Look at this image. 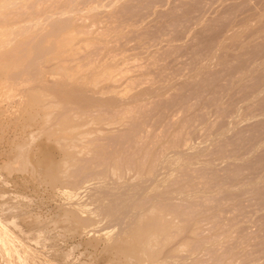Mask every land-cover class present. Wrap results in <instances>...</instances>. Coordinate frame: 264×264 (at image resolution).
<instances>
[{
    "label": "rangeland",
    "instance_id": "374dc122",
    "mask_svg": "<svg viewBox=\"0 0 264 264\" xmlns=\"http://www.w3.org/2000/svg\"><path fill=\"white\" fill-rule=\"evenodd\" d=\"M0 264H264V0H0Z\"/></svg>",
    "mask_w": 264,
    "mask_h": 264
},
{
    "label": "bare ground",
    "instance_id": "6f19581e",
    "mask_svg": "<svg viewBox=\"0 0 264 264\" xmlns=\"http://www.w3.org/2000/svg\"><path fill=\"white\" fill-rule=\"evenodd\" d=\"M6 101H7V98H6ZM7 155V154H6ZM15 162V161H14ZM12 166V165H11ZM24 166V165H23ZM3 167V166H2ZM21 167V166H20ZM17 168V167H16ZM22 168V167H21ZM13 169H14V167H13ZM24 169V168H23ZM19 170H20V168H19ZM16 200V199H15ZM5 201V200H4ZM19 215H21V214H19ZM24 216V215H23ZM17 220V219H16ZM25 220V219H24ZM20 221V220H19ZM23 221V220H22ZM13 223V222H12ZM24 223V222H23ZM22 223V224H23ZM25 224V223H24ZM23 224V225H24ZM30 224V223H29ZM32 224V223H31ZM35 224V223H34ZM37 224V223H36ZM12 225H14V223L12 224ZM28 225V224H27ZM16 226V225H15ZM19 226V225H18ZM20 227H21V225H20ZM36 227V226H35ZM16 229H18V228H16ZM26 229V228H25ZM22 230V229H21ZM18 231V230H17ZM20 231V230H19ZM24 232V231H23ZM21 233V232H20ZM28 234V233H27ZM25 235H26V233H25ZM36 239V238H35ZM53 256V255H52Z\"/></svg>",
    "mask_w": 264,
    "mask_h": 264
}]
</instances>
